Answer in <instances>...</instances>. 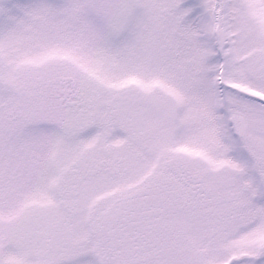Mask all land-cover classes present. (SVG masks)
<instances>
[{
    "label": "snow or ice",
    "instance_id": "obj_1",
    "mask_svg": "<svg viewBox=\"0 0 264 264\" xmlns=\"http://www.w3.org/2000/svg\"><path fill=\"white\" fill-rule=\"evenodd\" d=\"M0 264H264V0H0Z\"/></svg>",
    "mask_w": 264,
    "mask_h": 264
}]
</instances>
